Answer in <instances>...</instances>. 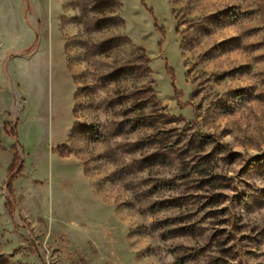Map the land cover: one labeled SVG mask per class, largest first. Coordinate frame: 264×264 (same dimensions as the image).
<instances>
[{
	"label": "rangeland",
	"instance_id": "obj_1",
	"mask_svg": "<svg viewBox=\"0 0 264 264\" xmlns=\"http://www.w3.org/2000/svg\"><path fill=\"white\" fill-rule=\"evenodd\" d=\"M0 97V264H264V0H0Z\"/></svg>",
	"mask_w": 264,
	"mask_h": 264
},
{
	"label": "trees",
	"instance_id": "obj_2",
	"mask_svg": "<svg viewBox=\"0 0 264 264\" xmlns=\"http://www.w3.org/2000/svg\"><path fill=\"white\" fill-rule=\"evenodd\" d=\"M5 127H6V132L9 135H13V136L17 135L15 128H12L11 130L8 129L9 128L8 122L5 123ZM18 146H19V143L16 142V144L12 147V149L15 150V154H14L12 163L9 166L8 176L6 180V192H7L6 206L11 214L16 213V202L14 198V189H13L12 183L14 179L16 178V176L22 173L23 168H24L23 159L21 156V152L18 150Z\"/></svg>",
	"mask_w": 264,
	"mask_h": 264
},
{
	"label": "crops",
	"instance_id": "obj_3",
	"mask_svg": "<svg viewBox=\"0 0 264 264\" xmlns=\"http://www.w3.org/2000/svg\"><path fill=\"white\" fill-rule=\"evenodd\" d=\"M11 99H3L0 97V146L4 147L6 150L0 149V169L2 166H5V177H0V183H4L8 176V169L12 160L14 158L15 151L11 150L9 146H4L1 142L2 139L8 137V133L6 132L5 123L8 122L9 117L7 115V111L11 105Z\"/></svg>",
	"mask_w": 264,
	"mask_h": 264
}]
</instances>
